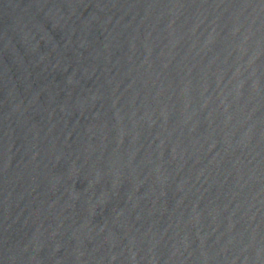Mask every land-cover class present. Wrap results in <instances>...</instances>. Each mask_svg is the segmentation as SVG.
Here are the masks:
<instances>
[{"label": "water", "instance_id": "1", "mask_svg": "<svg viewBox=\"0 0 264 264\" xmlns=\"http://www.w3.org/2000/svg\"><path fill=\"white\" fill-rule=\"evenodd\" d=\"M0 264H264V0H0Z\"/></svg>", "mask_w": 264, "mask_h": 264}]
</instances>
